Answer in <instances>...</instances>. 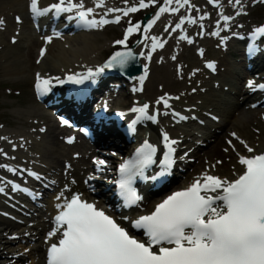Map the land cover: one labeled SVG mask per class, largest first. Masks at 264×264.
<instances>
[{"label": "bare ground", "instance_id": "1", "mask_svg": "<svg viewBox=\"0 0 264 264\" xmlns=\"http://www.w3.org/2000/svg\"><path fill=\"white\" fill-rule=\"evenodd\" d=\"M203 2V6L199 9V11H194V14H188L185 16H191L192 18L197 20L196 24H191L188 22H185V25L188 26H198L200 29H202L200 26L203 25L204 28L207 30H210V24L213 25V22H217L214 26L219 25V28L221 29L222 33L228 34V39L223 40V45H226V48H223V52H228L233 48L237 49L236 51H239L238 45L241 44L243 41H245L246 36L239 35L235 36L233 33H230L225 28V23L221 15L216 16L213 19V22H211V14L209 16H204L205 13H207L210 8H216L213 5H209L207 2L208 0H190V2L193 4L194 8L200 3ZM255 0H244L242 1L241 5L242 7H249L252 2ZM262 0H258L256 4ZM55 2H58V0H39L38 6L43 9ZM76 3H83L85 5V8H93L94 9V18L100 19L101 16H103L104 12L107 8H125L129 7V5L125 4L123 0H105V7L104 8H96V0H74ZM123 2V3H122ZM162 0H160L161 4ZM228 2V1H227ZM226 2V4H227ZM30 3L31 0H1L0 5V20L3 21V25H0V54L1 59H10L11 61L8 63V65L4 66L2 68L3 73L5 74H13V75H28L29 78H31L36 84L39 83L37 79V74H39V77L41 79H51V87L52 89L49 90L47 93V96L49 94V98L51 95L50 100L45 104L47 109L49 111H45L42 108H34L31 112L33 117L36 119L38 118L40 120L39 123H37L38 127L37 130L43 133L41 138H38L36 143L29 142L31 139L29 137L24 138L23 140H20L19 137H24L25 135H3L0 136V146L5 147L7 145V142L12 140L13 143H16V147L19 151L26 150L27 148L31 150L34 149V151L37 150V153H41L39 149L42 147V151L44 152V156L50 160V162L54 163L55 165H51L50 168H48L49 172H45L47 174L46 180H48L50 175V178L52 177V174L57 173V175L61 180L65 179L64 170H60V168H64L63 163V157H65V152L68 154L70 153V149H75V153H88L92 149L87 147L85 144L87 143L86 140H84V136L80 137L79 141H75L73 145H70L68 142L67 144H63L60 140L62 134H66L68 129L61 126V124L58 122L56 123L53 111H62V112H68L70 115H74L75 118H77L78 122H83V117H79L77 112L74 110L73 105L67 104L63 99H60L63 91L65 90L64 87H60L58 84L61 79H63L65 76L68 75H75L78 76L80 72H84V74L87 73L88 69H92L94 72L101 68L103 62L105 61L103 58H105L106 53H112L116 47L120 46L116 44V41L123 40L124 32H126V29L129 27V21L132 22L134 25L135 22L133 21V17L125 18L121 15V22L119 24H108L104 25L99 28H93L94 32H89L90 28H83L85 30L84 33H76V30L74 31L73 26L70 24L65 23V19L61 17H57L56 21H58V27L60 28V32L54 31L53 28L57 27L54 20H46L45 18L47 16H42L39 18H34L33 15L30 19ZM197 4V5H196ZM225 6V5H224ZM223 6V7H224ZM172 7H177L175 4V0L173 2ZM184 8V7H182ZM191 9V7H190ZM226 12H224V15L228 16H234L235 14V5L232 3H228L227 6L224 8ZM201 12V13H200ZM68 16H75V12L73 13H66ZM133 14V13H132ZM231 14V15H229ZM117 14L110 13L107 17L113 19L114 16ZM201 16H204L205 18L203 20H200L199 18ZM105 17V18H107ZM19 18V20L17 19ZM93 18V17H90ZM209 18V21H207ZM163 20L165 21L164 24L158 25V22H156L155 26L152 27L149 30V33H147L148 38L143 39L142 42H140L139 46L137 47L136 51L141 53H148L151 55L147 56L151 57L148 59V61L151 62V77L146 72L144 74L146 75V82L143 84V87L141 89V93L134 94L135 92L131 91V85L139 86L140 83H131L128 87V90L124 88V79L119 78L117 75H109L107 76L105 71L104 72H97V74L91 78V85L86 87L87 91H90L91 88V96L93 97L91 104H96L97 98H104V103L101 106L97 107L96 112H100L101 109L104 107L105 112L103 115V124L108 122L110 125V130H107L108 133H105L104 131H95V142L100 145V150H92V157L96 156L97 158H104L108 162V166L106 170L103 171V176L98 177L97 179V186L99 189H102L98 194L92 195L90 191L86 188L83 184H76L71 185L68 188V192L63 195L59 194H53L50 201H49V211L51 215L59 211L57 208L58 204H61L64 202V198L67 197L68 194L79 193L81 194V198L83 200H87L88 202H95L97 208L102 209L105 211L106 214L112 216L114 219L117 220V222L121 223L122 226L128 228L129 222L124 220L120 214H125L126 211L120 208L119 204L115 201L114 198H111L112 190H110V178L113 179L112 176V169L116 163L117 160L115 158L113 159L111 157L112 153H110V150H115L118 153L115 155L116 159H123L124 153L128 154V150L130 147L134 145H138L139 143L147 140L150 142H153L157 145H161V134H159V131L157 129V125L153 126L151 123H148L149 129L151 131H154L153 133L149 134L148 137L146 135H142L141 131L139 130L138 133L133 135L130 133L129 130H127V133L129 134V138H131V144L125 143V139L127 138L124 136L121 132V128L125 127L126 124L130 121L129 117V108L132 107V105L136 106H143L144 104L152 105L150 102V96H156L159 97L160 95L168 94L171 95V93H168L169 89L177 90L176 95H180L183 98H180V100H184L186 98L189 99V102L192 104L193 101L200 99V97H192L194 94L193 92L188 89L187 95L184 92V83L182 82V77L186 78L187 73L185 74V55L180 53L177 48V41L179 39L178 34L173 30L175 28V24L177 23V20L180 21V18L177 17V20L175 16L172 17H164ZM162 22V21H161ZM207 22V23H206ZM62 23H65V25H62ZM166 25H171L168 29V31H165ZM115 26V27H114ZM34 27H38L41 31L39 33H36L34 30ZM117 27L124 28L123 31H120L119 34L122 37L119 39H115L116 36H119ZM238 27V26H237ZM57 28V29H59ZM87 30V31H86ZM218 29H213V32H216ZM44 31V32H43ZM60 34V35H58ZM137 33H133L127 40V42L133 40L135 38V35ZM40 35V36H39ZM180 35V34H179ZM43 36V37H42ZM156 36L161 38V41L163 42V47H157V49L153 52L151 50V44L152 40L151 37ZM184 36V35H183ZM197 37V36H196ZM50 39V42H49ZM108 40V41H107ZM187 40V39H186ZM214 40V39H213ZM15 41V42H13ZM45 50L44 55H41V51ZM231 54V53H230ZM234 54V55H233ZM233 57L239 56L238 52L233 53ZM245 57V55H242ZM261 55L252 58L249 60L250 66L247 67L248 63L243 61L241 62L243 65V68L245 70V74L247 73V81L249 82V79H255L253 77L255 72L263 71L264 69V58H259ZM175 57V59H173ZM37 60H40V62H36ZM146 58L143 56L142 63L144 64L145 69H147L146 66ZM227 60L225 58L220 59V63L222 66L226 63ZM215 63V62H208ZM190 65V63H189ZM239 67L231 66L228 68L227 77L233 78L234 71L238 69ZM144 69V71H145ZM221 70L218 64H216V69L213 73L210 71L202 72V75L200 76L201 79L205 80L204 82L206 84L211 83V81H207L206 79H210L211 76H214L215 73L219 72ZM237 71V70H236ZM211 73V74H210ZM209 74V76L207 75ZM199 75V72L197 73ZM263 76L259 77L258 79L261 80V84H264V73H262ZM253 77V78H252ZM55 78H59L58 80ZM257 79V77H256ZM149 82V83H148ZM232 82V81H231ZM136 83V84H135ZM233 83V82H232ZM122 86L116 88V86ZM202 86V84H200ZM208 86V85H206ZM195 88V87H194ZM190 90V91H189ZM50 91V92H49ZM240 93L243 92L244 94V101L243 103H240L239 101L234 102L232 104L233 110L227 111L226 114V122L228 123L234 122V128H233V135L234 138H237L238 141H231V143L226 142V145H223V147H219L218 145H213L211 143H208L209 149L206 151L207 153L203 156H199L201 159L198 162V165L195 169L191 171L188 175H184V180L181 181L179 179L180 174L184 173L179 171L177 167V163H174L171 165L169 169V176L167 177L166 181L164 183H160L158 180H150V183L147 186H144L143 192L146 194V197L143 201H141L138 206L136 207L138 213L137 215L141 214H147L150 212L156 204L159 203V201L168 196L172 191H179L185 187H187L194 178L200 176L202 173L208 172V174L220 176L222 178H227L229 180L235 179L238 175L241 174L243 171V167L239 164V157L245 156V157H251L256 154L264 153V128H262L258 134H252L250 127L255 122L256 125L259 124V121L264 123V109H261V107L264 106V91L260 90H251V89H242L240 88ZM40 92V90H39ZM184 93V94H183ZM41 95H44V93H41ZM224 94V93H223ZM135 95L137 98H139V101H136L134 104H130V101L132 99V96ZM174 95V94H173ZM211 96V99L213 100L212 96H215L213 93L208 94ZM242 95V93H241ZM46 96V97H47ZM161 97V96H160ZM171 97H175L171 96ZM142 99L145 101V103L142 105ZM201 99H205L202 98ZM59 100H62L60 104H57ZM207 100V99H206ZM215 100V99H214ZM213 100V101H214ZM254 100L253 102H259L263 103V105H260L257 109H250L249 113H243L239 118H233L231 116H234L235 110L237 111L240 105H245L247 102H250ZM135 101V100H134ZM133 101V102H134ZM182 102V101H181ZM66 104L67 106H64ZM86 105L88 104L85 103ZM84 104V105H85ZM152 107V106H151ZM235 109V110H234ZM200 109H197V112ZM233 111V112H232ZM78 113V114H77ZM55 114V113H54ZM123 115V122L121 126L117 125L114 121H112L110 118L113 115ZM249 114V115H248ZM201 116H205V114L201 113ZM58 119V118H57ZM89 122H91L94 125V119L93 117L89 118ZM242 123V124H241ZM36 125V124H35ZM39 125H44L43 127ZM164 127H167V130H164L163 133H167V135L172 140H177L180 142L183 140V138L178 135V133L171 131V129L166 125ZM225 127V126H224ZM222 127H219V129ZM156 129V131H155ZM225 128H223L224 130ZM211 137H215V142L218 144V142L221 140V137L219 136V130L217 128L212 129L210 133ZM245 140V141H244ZM243 141L244 143H241ZM118 144L126 145V147L122 148ZM245 144L252 147L254 149L253 153H249L247 151V148L245 147ZM44 145V146H43ZM194 145V144H193ZM191 145L189 148H194V146ZM20 146H23L20 148ZM163 146V145H161ZM9 147V146H8ZM44 148V150H43ZM196 149V148H194ZM201 149V148H200ZM222 149V150H220ZM65 150V152L63 151ZM182 150V149H181ZM100 151V152H99ZM180 151V150H179ZM196 150H193V154H195ZM103 153V155H102ZM197 152L196 154H198ZM236 153L238 154V158L234 160V155ZM106 154H109L108 157H105ZM102 156V157H101ZM76 158H79L80 162L85 161V155H77ZM232 159L233 163L229 167L226 163L228 159ZM79 161H76L74 159H68V163L70 165L68 176L71 174H76L78 176L86 175L94 170L95 166L88 165L85 168H82L84 164L80 165ZM220 161L221 163H218ZM94 167V168H93ZM189 168H187L188 170ZM191 169V168H190ZM186 170V171H187ZM90 171V172H85ZM59 172V173H58ZM3 173V172H2ZM104 177H106L104 179ZM183 177V175H182ZM180 181V183H179ZM59 182V181H58ZM56 182V183H58ZM43 183V182H42ZM176 184V185H173ZM151 185V186H150ZM23 189L20 193V197H22L24 200H27L29 198L30 192L26 191V185L22 186ZM173 188V189H172ZM36 189V188H35ZM172 189V190H171ZM46 189L43 191V195H46L45 192ZM171 190V191H170ZM169 191V192H168ZM33 193V192H32ZM34 194V193H33ZM36 199L42 195V190L39 191V193H36ZM103 195V196H100ZM61 197V199H57V197ZM99 199H98V198ZM68 198V197H67ZM143 209V211H141ZM117 212V213H116ZM135 214V213H133ZM127 216V215H125ZM136 216V215H134ZM137 217V216H136ZM7 229H12L14 227H17V225L11 223V222H3ZM52 231L49 227H45L40 231V235L42 238H47L48 242L45 246L41 245L40 251L44 252V263L47 264V250L51 243H54L55 239H57V235L54 237L48 238V233ZM58 233V232H57ZM3 235V233L0 231V238ZM7 254L3 253L1 256ZM35 264V263H33Z\"/></svg>", "mask_w": 264, "mask_h": 264}, {"label": "snow or ice", "instance_id": "2", "mask_svg": "<svg viewBox=\"0 0 264 264\" xmlns=\"http://www.w3.org/2000/svg\"><path fill=\"white\" fill-rule=\"evenodd\" d=\"M173 2L174 0H163L164 6L144 22L133 25L129 21L124 39L116 41V44L127 47V40L133 33L147 39L148 31L162 14H176L179 8L194 7L190 5V0H175L177 7H172ZM208 2L216 8L222 7L219 0ZM158 3L160 0H147V3L145 0H139L138 6L107 8L100 19H95L94 9L85 8L82 2L58 0L57 3L41 9L38 6L39 0H31L30 12L34 18L50 13L60 15L75 12V16L69 19L77 20L82 27L99 28L108 24H119L121 15L127 17L130 13ZM229 3L239 7L241 0H229ZM125 4L127 5V0ZM95 7L104 8L105 0H96ZM110 13L117 15L113 19L105 18ZM239 14L237 12V15ZM220 15L225 23L232 19L223 13ZM204 18L201 16L199 19ZM185 22L196 24L197 20L191 16L182 17L173 30L182 29ZM0 25H3L2 20ZM170 27L172 26L166 25L165 31ZM200 27L203 28V25ZM258 37L264 39V26L254 29L251 37L253 43L248 49L249 55L258 50L255 43ZM181 39L188 37L182 36ZM151 40L153 52L157 47H163L161 38L153 36ZM44 52L45 50H42L41 55H44ZM130 58H134L131 51L116 52L104 67L95 72L88 69L86 75L79 78L68 76L67 79L72 83L81 84L85 79L93 78L97 72H103L105 68L125 67ZM207 67L213 68L214 65L210 63ZM37 79L40 92H47L52 80L41 79L39 74ZM247 86L253 90L264 91V84L256 85L254 81H249ZM161 101L165 107H171L167 99L162 97ZM148 108L149 105L145 104L142 107H134L132 111L139 113L138 120L154 119L148 115ZM136 122L134 120L132 124ZM163 142L167 152L161 161L160 176L168 174L174 163L173 145L177 143L176 140L170 139L167 133L163 134ZM245 147L249 153L254 152L247 144ZM156 152L157 148L145 140L134 156L119 166V179L115 183L125 207L138 206L141 201L142 197L137 194L133 185L137 177L146 178L144 169L156 163ZM104 164L105 161H99V165ZM239 164L243 171L235 179L202 173L187 187L168 195L151 212L132 220L131 228L142 230V235L146 237L144 240L136 238L128 228L97 208L94 203L83 200L81 194L76 193L70 198H64V202L57 205L59 214L55 217L56 227L48 233L50 239L59 231L60 238L48 247L47 264H264V153L251 157L240 156ZM15 187L19 188L18 185ZM2 191L3 189H0V192ZM57 199L61 197L58 196ZM123 219L127 220L128 217Z\"/></svg>", "mask_w": 264, "mask_h": 264}, {"label": "rangeland", "instance_id": "3", "mask_svg": "<svg viewBox=\"0 0 264 264\" xmlns=\"http://www.w3.org/2000/svg\"><path fill=\"white\" fill-rule=\"evenodd\" d=\"M242 1L244 0H241V3ZM257 1L258 0L253 1L249 7H242V5L239 7L235 6L236 9L234 16H231L232 19L227 24H225V28L228 32L233 33V35H245L248 37L249 33L253 29L260 26L264 22V3L262 0L256 4ZM123 2L125 3V0H123ZM145 2L147 3V0H145ZM204 2L205 1H201L198 5L196 4V8L191 7L190 9L189 6L179 8V11L176 14L164 13L161 15L160 19L157 20L158 25L159 23L164 24L165 21L163 18L167 16H175L176 20L177 17L181 20V18L185 17L187 13L194 14V11H199ZM226 2L228 4L229 0H219V3L222 5V7L213 9L210 8V10L205 13L204 16H209L211 14L210 19H212L211 22H213V19L216 16L220 15V13L224 14V12H226L224 9L227 6ZM127 4L129 7L138 6L139 0H127ZM208 4L212 6L211 3ZM232 4L234 5V3ZM190 5L193 6L191 2ZM162 6H164L163 0L161 4L151 5L146 9L139 10L136 13H131L129 17L134 16L133 21L136 24L142 22V19L145 15H154L157 13L159 8ZM237 12L240 14L237 15ZM29 17L31 19L32 15ZM107 19L111 18L107 17ZM207 21H209V18ZM178 22L180 21L177 20V23ZM216 23L217 22L215 21L213 22V25L210 24V30H207L204 27L200 29L198 26H188L185 24L183 25L182 29H175V32L179 36L177 48L180 53L182 52V54L186 56L185 74L187 73V75L186 78L182 77L181 79L185 85V95H187L186 91L190 89L194 94L192 97H200L201 95L200 99L193 101L194 103L191 104L188 98L180 100V95H176L177 90L175 91L169 89L167 92L171 93V95L164 94L160 95L161 97L150 96V100L148 101L152 104V109L149 115L154 117V120H157V123H154L157 125V129L159 130L157 132H159V134L163 133L164 130H167V127H164L167 125L171 131L175 133L177 132L178 135L183 138V140L180 142L175 139L177 143L174 146L176 149L175 159L176 157L177 159H180V162L177 163V167H179L177 171H179V174L185 171L183 174H180L181 176H179L181 181L185 179V174L188 175L193 169L196 168L199 160L201 159L199 156H203L207 153L206 151L209 149L207 145L208 143L223 147V145H226V142L236 140L238 141V139L234 138L233 135L234 122L228 123V125H226V114L227 111L233 110L232 104L234 102L239 101L240 103H243L245 93L241 92V95L239 91L240 88L243 90L250 89L247 86V73L245 74V70L241 63L243 45L237 44L240 48V51H236L237 49L232 48L228 54L226 49L223 52V48H226V45H223V40L228 39V34L222 33L219 25L214 26ZM214 28L218 30L213 32ZM117 29L119 34V32L123 31L124 28L117 27ZM89 32H94V29L90 28L88 33ZM183 35L187 36L188 39H181ZM121 37L122 35L120 36L119 34V36H116L115 39H120ZM124 37L125 32L123 38ZM139 38H141V42L144 39L142 35L137 33L133 40L127 42V47H130L132 44L136 43ZM124 47V45H120L116 47L115 50ZM235 52H238L239 56L233 57V53ZM110 54L111 53L109 52L106 53L105 58L103 59L106 60ZM148 55L151 54L143 53L142 56H145L146 58L145 62L147 63V73L150 75L152 74L149 67L151 66V62L147 59ZM223 57L225 60H227V65L224 64L222 66L220 59ZM10 61V59H1L0 54V136L6 134L10 137L11 135L17 136L24 134V137H19L20 140L29 137L31 139L29 142L36 143L37 139L41 138L43 133L37 130V123H39L40 120L38 118L35 119L31 112L36 107L42 108L45 111L49 110L44 104L37 100V95L33 89L35 82L29 78L28 75L24 74L19 76L3 73L2 68L8 65ZM36 62L39 63L40 60H37ZM208 62H215L219 67L221 65V70L215 73L214 76H211L210 79H206L207 81H211V83L206 84L204 82L205 80L201 79L200 76L202 75V72L208 70ZM233 65H237L239 68L236 69L237 71H234L233 78L227 77L228 68ZM198 72L199 75H197ZM262 73H264V69L263 71L254 73L255 75L253 77H255V79H249V81H254L256 85L261 84V80L258 78L263 76ZM207 75L209 76V74ZM200 84H202V86ZM210 93L215 95L212 96L213 100L215 99L214 101L211 99V96L208 95ZM173 94L176 98L171 97L174 96ZM202 96L205 99H201ZM162 97L167 99V102L171 107L164 106L163 101H161ZM180 98L183 97L180 96ZM134 100L138 101L139 98L133 95L129 105L134 103ZM142 101L145 102L143 99ZM158 101L160 102L158 103ZM253 101L254 100L247 102L245 105H240L237 111L234 109V116L231 117L239 118L242 112L249 113L250 109L254 110L262 105L260 104L259 106L254 107L257 101ZM197 109L200 110L197 112ZM261 109H264V106L261 107ZM201 113L205 114V116H201ZM181 117H184L185 119H181ZM54 119L56 123L59 122L57 116H54ZM260 121L257 125V122L251 125L250 130L252 134H258L259 131L264 128V123ZM149 122H153V119H148L147 123ZM154 124L153 126H155ZM39 126L43 127L44 125ZM219 127L222 128L219 129ZM215 128L219 130V136L221 137V140L218 142V144L214 141L215 137H211L210 135L212 129ZM223 128L225 129L223 130ZM152 132L154 131H151L150 133ZM66 137H68L67 134L65 138ZM16 139H18V136ZM12 140L8 141L5 147L0 146V189H3V191L0 192V231L3 233L0 238V254L2 255L3 253L7 252V254L3 256L0 255V264H45V250L42 252L40 251V248L41 245L45 246L48 240L47 238H42L40 231L45 227H49L51 229V213L48 206L52 195L66 194L68 192L69 186L76 184L85 185L92 195H96L97 192L102 191V189H99V187L96 185L98 180L97 178L100 175L97 170L109 169L106 168L108 166V160L106 161L104 158L100 159L96 156L92 157L93 154L86 155L85 153H75V149H70L69 154L63 150L65 152V157L62 158V164H64V168H60V170H64L65 179L60 181L59 176L57 173H55L52 174L51 178L50 175H48L49 178L46 180L47 174L45 172H49L50 174L48 168L55 164L50 162V160L44 156L42 147L39 149L41 153H37V150L34 151V149L30 151L29 148L19 151L16 147V143H13ZM60 140L63 144L65 143L63 135H61ZM191 145H193L196 149L193 147L189 148ZM21 147L23 146H20V148ZM193 150H196L195 154H193ZM110 151V153H112L111 157L117 160L115 155L118 152L114 149ZM197 152L199 153L196 154ZM78 154L86 155L84 162H80L79 158H76ZM238 154L239 153H236L234 155V160L238 158ZM105 157H108V154L105 155ZM69 158L79 161L80 165L85 163L82 168H85L88 165L94 166L95 164L93 161L99 163V161L103 160L105 161V164L103 165L104 167H98L95 165L96 168L93 167V171H85L87 173L90 172L86 175L78 176L76 174H71L68 176V171L70 168L68 163ZM226 163L230 167L233 163V160L229 158ZM5 165L7 167H5ZM187 168L189 169L187 170ZM30 173H34L35 175H30ZM113 175L114 169H112V176ZM105 178L106 177H104V179ZM27 180L34 185L33 189L37 191V193L42 190V195L35 202L24 200L19 196L20 192L15 189V185L24 184ZM44 189H46V195H43ZM70 195L71 194H68L67 197H71ZM4 221L11 222L17 225V227L7 229V226L3 223Z\"/></svg>", "mask_w": 264, "mask_h": 264}, {"label": "water", "instance_id": "4", "mask_svg": "<svg viewBox=\"0 0 264 264\" xmlns=\"http://www.w3.org/2000/svg\"><path fill=\"white\" fill-rule=\"evenodd\" d=\"M149 17H151V15H147L142 22L146 21ZM140 40H138L136 43H134L133 45H131L130 47H124V48H119L115 51L112 52V54L103 62L101 67H104V65L107 64V62L111 59V57L116 53V52H127V51H131L133 54L134 58H130L129 62L127 63V65L123 68L120 67H113V68H105V73L107 74H115L118 77L124 79L125 81H137L139 79V77H141L144 74V66L142 64V56L140 53H138L136 51L138 44H139ZM103 71V72H104ZM68 76H73V75H68ZM86 80V79H85ZM84 80V81H85ZM67 82H69V80H66ZM81 84L78 85L81 86ZM83 97H85L83 95ZM72 100L70 101V103L73 106L80 107L82 104H79L78 101H75L77 99L74 98V96H71ZM63 100L66 102V99L63 98ZM136 117L135 114H133V116L130 119V124H132L134 118ZM73 119H77L75 118V116L73 115ZM84 121V119H82ZM147 123V119L144 118L143 120H141L137 126H139V130L142 129L141 134L142 135H146V131L150 130L149 127H145L143 126L144 124ZM133 125V124H132ZM141 125V126H140ZM151 130L149 131V134ZM153 133V132H152Z\"/></svg>", "mask_w": 264, "mask_h": 264}]
</instances>
